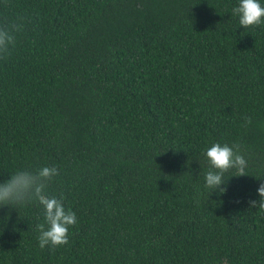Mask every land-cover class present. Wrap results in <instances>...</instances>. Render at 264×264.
<instances>
[{
    "label": "trees",
    "instance_id": "16d2710c",
    "mask_svg": "<svg viewBox=\"0 0 264 264\" xmlns=\"http://www.w3.org/2000/svg\"><path fill=\"white\" fill-rule=\"evenodd\" d=\"M236 4L0 0V180L55 166L47 192L78 217L41 249L38 203L0 210V264H264V25ZM214 142L248 161L222 197Z\"/></svg>",
    "mask_w": 264,
    "mask_h": 264
},
{
    "label": "clouds",
    "instance_id": "9594fccd",
    "mask_svg": "<svg viewBox=\"0 0 264 264\" xmlns=\"http://www.w3.org/2000/svg\"><path fill=\"white\" fill-rule=\"evenodd\" d=\"M232 15L238 18L244 30L264 25V0H237ZM10 28H0V54H7L15 44ZM206 169L203 171L204 187L209 193L222 197L227 192L225 174L229 171L245 176L248 161L238 143L214 142L203 151ZM59 175L55 166H42L35 170L21 168L6 179L0 180V210L8 208L5 215L10 219L11 210L38 203L43 210V223L38 225V245L41 249L54 248L69 243L70 228L78 222L75 211L66 209L63 198L49 195L48 185ZM236 177V176H233ZM258 199L249 201L251 207L264 209V183L256 189ZM4 217V218H5Z\"/></svg>",
    "mask_w": 264,
    "mask_h": 264
}]
</instances>
